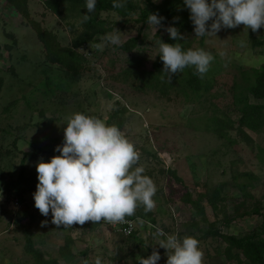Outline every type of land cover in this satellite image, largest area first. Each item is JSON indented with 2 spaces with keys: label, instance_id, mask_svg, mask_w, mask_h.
I'll use <instances>...</instances> for the list:
<instances>
[{
  "label": "rangeland",
  "instance_id": "1",
  "mask_svg": "<svg viewBox=\"0 0 264 264\" xmlns=\"http://www.w3.org/2000/svg\"><path fill=\"white\" fill-rule=\"evenodd\" d=\"M133 3L145 7L147 0ZM28 4L30 18H25L12 4L0 0V264H38L27 248L28 230L34 249L46 258H60L61 264H96L98 259L100 264H139L137 256L146 258L153 250L160 254L158 264L166 262V249L155 244L154 230L139 244L100 222L57 227L51 223V212L45 217L34 207L36 164L59 154L55 146L62 143L66 121L75 112L117 126L134 145L139 160L133 167H143L156 187L154 208L149 212L143 206L135 209L142 219L152 222L155 218L156 227L168 234L196 238L202 264H251L238 249L229 257L223 238L208 232L238 237L258 232L264 238V207L258 213L240 215L244 210L240 204L246 198L242 189L259 198L264 195V126L260 132L241 127L235 115L223 118L175 92L163 97L149 89L112 82L104 68L112 59L119 69L131 58L141 59L140 67L151 70L158 54L156 42H165L169 36L164 23L157 30L147 23L142 26L140 7L128 16L115 11L99 13L113 26L108 33L118 30L122 43L139 35L138 43L131 51L110 45L102 50L77 47L88 63L72 81L47 59L31 19L56 33L62 46L71 47L74 35L68 22H79L76 28L81 29L82 7L72 11L63 3V11L56 13L43 0H28ZM177 4L178 10L187 9L182 2ZM250 30L242 24L221 28L205 41L208 54L213 51L236 64L228 71L240 82L245 78L243 70L252 80L254 70L264 66V43L253 45ZM256 35L263 40L264 27ZM186 36L195 47L199 37L194 32ZM102 37L99 33V41L92 43H101ZM46 78H53L54 83L46 84ZM227 84L214 86L216 99L211 104H219ZM250 101L264 104V98L251 96ZM17 180L20 190L25 189L23 203H17L18 192L12 188L11 182ZM214 193L218 195L216 210L208 200ZM200 194H205L203 210L186 201L188 195L197 199ZM31 214L35 221L30 225ZM42 221L47 223L42 226ZM68 236L73 241L67 250ZM62 248L66 249L63 257Z\"/></svg>",
  "mask_w": 264,
  "mask_h": 264
},
{
  "label": "clouds",
  "instance_id": "2",
  "mask_svg": "<svg viewBox=\"0 0 264 264\" xmlns=\"http://www.w3.org/2000/svg\"><path fill=\"white\" fill-rule=\"evenodd\" d=\"M126 0H112V7L122 8ZM157 2V0H153ZM97 0H84L81 22L95 12ZM189 11V19L196 37L215 34L221 28L245 29L256 32L264 27V0H182ZM164 17L149 13L147 25L156 30L164 27ZM173 23L165 27L171 39L183 36ZM211 21L209 24L208 22ZM101 43L89 42L90 48L102 50L105 45L120 46L117 31L107 33ZM163 73L172 75L192 67L203 76L208 70L211 56L203 49H182L179 44L156 42ZM58 155L36 164L37 184L33 193L34 207L45 217L51 212V223L57 227L83 225L86 221L117 224L134 214L138 206L145 212L155 204L156 187L144 168L133 167L139 156L134 145L114 125L84 112H75L66 121L63 140L55 146ZM47 221H42L44 226ZM155 244L166 249L165 264H202L203 253L199 241L192 236L178 237L156 227L153 232ZM139 264H158L159 252L153 250L145 257L137 256ZM96 264H100L99 259Z\"/></svg>",
  "mask_w": 264,
  "mask_h": 264
},
{
  "label": "trees",
  "instance_id": "3",
  "mask_svg": "<svg viewBox=\"0 0 264 264\" xmlns=\"http://www.w3.org/2000/svg\"><path fill=\"white\" fill-rule=\"evenodd\" d=\"M8 3L12 4L25 18H30V12L28 8V0H6ZM44 3L50 7L54 12L61 13L63 10L62 4L65 3L73 10L82 7L83 14L87 13L86 8H84V0H43ZM177 2H182V0H163L159 4H155L152 0H147V5L145 7H140L138 4L133 3V0H126L122 8L116 9L112 7V0H97L96 8L94 14H89V19L86 22H81V29H77L75 21H69L68 25L73 29V44L71 47L62 46L56 36V33L43 28L41 24L35 20L31 19V24L34 27L35 32L39 40L43 43L45 48V54L48 60L52 63L57 64L66 72V76L74 81L81 76L83 69H86L85 64L88 63L87 57L77 50V47L85 45L89 48V42L99 41L96 36L100 33L103 36L107 34L113 26L106 20L99 17L101 11H115L121 16L131 15L140 7L139 19L142 22V26L146 24V17L149 13H157L164 17L162 23L165 25H170L173 23L174 17H179V20L174 24L175 27L182 34V39H171L169 36L166 38L165 43L179 44L182 49L188 48H200L208 52L205 48V41L208 35L199 37L195 47L191 43L186 34L193 33V25L189 19V11L185 9L184 11L178 10ZM82 14V16H83ZM66 14V18L68 17ZM81 16V19H82ZM76 23V24H75ZM209 24L211 21L208 22ZM142 29V28H140ZM256 32L250 30V40L253 45L260 46L264 42L260 36L256 35ZM139 35L131 37L120 46H115L118 49H123L125 51H131L136 47L138 43ZM211 56V61L208 70L203 76L198 75L195 69L192 67H186L177 74L172 75L169 79L166 73H163V63L157 55L153 62V67L151 70H145L140 67L143 64V60H134L131 58L126 67L119 69L116 66L115 60H111V63L105 65L104 68L107 70L108 75L110 74V79L112 82H121L126 85L137 87L143 90H150L159 93L163 97H171L173 92L178 95H183L185 101H190L195 105H198L204 109L207 107L213 109L215 114L221 115V117L226 118L225 115L236 116L241 127H247L253 131L260 132L264 126V104L262 103H252L250 101L251 96L256 99L264 98V66L260 69L254 70V78L251 80L245 74L244 70L242 74L245 78L243 81L239 79H234V73L228 71L229 68L236 67L231 60L228 58L220 59L217 53L209 51ZM242 66V65H241ZM239 66V69H241ZM229 67V68H228ZM88 69V68H87ZM107 77V74H106ZM231 83H229V79ZM219 82H227V90L222 94V99L218 103H213L212 99H216V95L213 94L212 89ZM45 83H54L53 78H46ZM231 97L230 99H228ZM170 99V98H169ZM227 99V100H226ZM226 100V101H225ZM224 101V102H223ZM211 104V105H210ZM220 107L222 109H220ZM229 108V110H228ZM230 111V112H229ZM27 152V151H26ZM30 155V153H25ZM13 185V191L17 194V203L24 202V191H21L20 180L11 182ZM244 191L245 199L241 202L240 206L244 208L240 215H249L253 213H258L264 207V195L262 198L256 197L250 193ZM203 197L205 194H200L197 199H192L190 195L186 197V201L191 203L193 207L197 210H203ZM208 200L213 209L218 207V195L216 193L209 195ZM140 215V214H139ZM137 212H134V216H139ZM30 225L35 221V215L31 214ZM153 223L156 221L155 218L152 219ZM101 223V222H100ZM226 224H229V220H226ZM262 232V231H261ZM209 235H219L228 244L226 253L229 257L232 255L233 249L241 250L244 256L249 260L251 264H264V238L260 236L258 232H250L242 237H238L232 234H220L214 230L208 232ZM263 234H264V224H263ZM28 235V251L33 255L35 262L38 264H61L60 258L49 256L46 258L40 250L34 249L31 241L32 233L27 231ZM64 247L68 250L70 248L73 239L68 236ZM134 242L141 244L143 242L142 238H139L136 234L128 236ZM62 248L60 250L61 256L63 257L66 249ZM237 255L236 257H238ZM119 258H117V261Z\"/></svg>",
  "mask_w": 264,
  "mask_h": 264
},
{
  "label": "built area",
  "instance_id": "4",
  "mask_svg": "<svg viewBox=\"0 0 264 264\" xmlns=\"http://www.w3.org/2000/svg\"><path fill=\"white\" fill-rule=\"evenodd\" d=\"M101 223L112 226L115 232L126 237L136 234L140 238L146 240L149 232L155 230L156 225L153 222L142 219L140 216L126 217L123 223L111 224L104 221Z\"/></svg>",
  "mask_w": 264,
  "mask_h": 264
},
{
  "label": "water",
  "instance_id": "5",
  "mask_svg": "<svg viewBox=\"0 0 264 264\" xmlns=\"http://www.w3.org/2000/svg\"><path fill=\"white\" fill-rule=\"evenodd\" d=\"M26 151L28 152V151H29V149L27 148V149H26Z\"/></svg>",
  "mask_w": 264,
  "mask_h": 264
}]
</instances>
